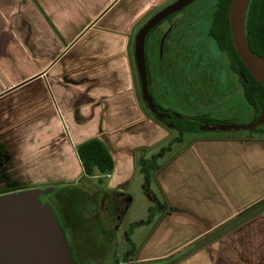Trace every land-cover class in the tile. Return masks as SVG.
Instances as JSON below:
<instances>
[{
    "label": "crops",
    "instance_id": "1",
    "mask_svg": "<svg viewBox=\"0 0 264 264\" xmlns=\"http://www.w3.org/2000/svg\"><path fill=\"white\" fill-rule=\"evenodd\" d=\"M172 1L0 0V192L80 179L76 146L93 137L113 159L107 188L128 191L142 176L135 151L171 133L140 103L130 43L137 24ZM148 74L154 98L163 100L164 85L154 79L152 86ZM219 98L194 97L191 113L175 111L221 118ZM247 117L252 122V110ZM180 142L145 154L156 153L161 165L148 185L159 195L147 194L158 211L145 222L148 208L141 221L149 222L143 240L133 232V264L182 251L264 198V135L184 134ZM230 233L235 259L218 255L215 240L177 264H264V212Z\"/></svg>",
    "mask_w": 264,
    "mask_h": 264
},
{
    "label": "rangeland",
    "instance_id": "2",
    "mask_svg": "<svg viewBox=\"0 0 264 264\" xmlns=\"http://www.w3.org/2000/svg\"><path fill=\"white\" fill-rule=\"evenodd\" d=\"M193 6L194 3L187 5L182 10L176 12V14H174L169 20L159 24L155 30H153L148 40L146 58L149 62L150 74L153 79L151 85L155 86L156 81L157 87H159V85H164L165 87V90H162L163 100L159 101L158 99H155L157 102L159 101L158 103L161 104L160 106L164 108L168 106V108L174 112H176V109L180 112H184L185 114H189L188 112L191 113L189 105L194 97H221V100L220 98L217 100L221 101L219 108H221L223 112L220 114L221 118H217V120L222 122L219 124H250V119L247 116L248 113L251 112V108L243 99L242 90L237 83V75L231 73L228 68L227 58L217 48L214 41L204 35V33L197 36L190 34V20H186V18H184L185 20L181 19V17L189 12ZM156 25L157 23L153 27ZM141 28L142 27H139L135 33L133 39L134 46ZM157 47H161L160 49H162V53L159 54V56H156ZM134 65L139 82L140 97L145 105H148L149 99L142 89L145 84V79L141 60H135ZM167 101L171 103L168 105ZM177 101L179 105H183V108L187 107V109L183 110L180 107L177 109ZM230 132L231 131L226 133ZM235 132L237 134H245L247 133V130ZM173 135H175V133ZM178 143L181 142L179 141L174 144L175 148L179 147ZM169 153L165 155L168 156L170 155ZM142 179V176H137L130 183L128 193L131 197V202L128 205L127 211L120 220V225L116 235V249L118 254L123 252H125V255L134 253V249H136V241H134L132 237L134 231L137 230L136 236L134 237L135 240L138 236V239H144L146 234V227L144 225H147L150 221L147 224L140 223L146 218L148 208L151 206L148 198L155 197L153 191L159 195L158 190L154 185L152 187L147 186L148 191L143 190L144 181ZM83 180L85 182L90 181L89 183H91V179L89 178H83ZM103 181L104 185H108V180L106 178H104ZM55 185L58 186L60 184H29L25 185V187L33 186L44 188ZM58 193L59 191H56L49 196V199H52L58 195ZM160 203L158 204L159 207L161 205ZM153 207L155 206L153 205ZM147 221L148 216L145 222ZM114 223V221H111L109 226L112 228ZM230 234L231 233L228 232L226 235L218 239L216 241L217 244H214V246L215 249H217L216 252L218 255L221 253L228 254L229 252L228 255L235 259V252L233 253L235 246L233 241L234 237ZM187 248L188 247L183 250Z\"/></svg>",
    "mask_w": 264,
    "mask_h": 264
},
{
    "label": "trees",
    "instance_id": "3",
    "mask_svg": "<svg viewBox=\"0 0 264 264\" xmlns=\"http://www.w3.org/2000/svg\"><path fill=\"white\" fill-rule=\"evenodd\" d=\"M217 4L214 10V17L212 19L211 26L208 30V36L215 42L219 50L225 53L228 68L231 73L237 75L241 89L242 96L244 101L248 104L251 110L254 113L252 122L255 121L261 114L264 109V84L258 81L245 64L239 59L231 41L228 25V12L231 0H216ZM163 7H159L149 13L147 16L142 19L137 26L136 30L139 27H142L156 12L161 10ZM176 12L165 17L163 20H160L157 25L151 28L145 35L144 44H143V55H144V64H145V74H146V85L147 92L151 98V102L154 106V109L151 110L148 105L142 101L140 97V88L138 78L135 71V52H134V43L133 40L130 43V57L132 60L135 81L138 90V95L140 103L146 112V115L151 117L154 121L161 124L163 127L168 129L171 133L170 137L160 142L150 148L138 149L135 151V160H136V171L142 174L144 178V190L147 189L153 174L161 168L159 163L158 155L152 154L150 156H145V154L151 152L152 150L158 148L159 153L166 152L170 148L181 141L184 134H191L196 137H211V136H220L225 134H237L235 131L230 133L226 132H211L204 130L205 125H216L220 122L219 120L210 117L206 114H196L193 116H185L177 114L171 109L164 108L154 98L151 89L149 87V62L146 58L147 56V47L148 40L155 28L162 22L169 20ZM244 32L245 38L250 49L256 54L264 57V0H249L247 10L245 13V23H244ZM175 133V135H173ZM244 135L250 137H255L259 135H264L263 124L247 130V133ZM76 155L80 163L82 179H90L95 177L97 174L100 178L104 179V176L107 173H111L113 170V159L112 156L106 147V145L98 137L90 138L76 146ZM30 187V186H28ZM148 191V190H146ZM155 207H150L148 214V221L155 215L157 210ZM70 208L71 206H65ZM264 212V198L242 212L238 213L228 222L218 226L211 232L203 235L195 242H193L187 249L183 251H178L175 254H172L166 258L148 262L146 264H177L181 262L184 258L189 256L194 251L200 249L201 247L209 244L212 241L218 240L232 229L239 226L245 220L257 216L258 214Z\"/></svg>",
    "mask_w": 264,
    "mask_h": 264
},
{
    "label": "water",
    "instance_id": "4",
    "mask_svg": "<svg viewBox=\"0 0 264 264\" xmlns=\"http://www.w3.org/2000/svg\"><path fill=\"white\" fill-rule=\"evenodd\" d=\"M193 0H174L156 12L139 31L135 46V60L142 62L144 73L143 91L149 99L148 106H154L147 92L143 44L146 33L160 20L189 4ZM241 0H231L228 12V25L232 45L245 64L264 66V57L253 52L240 38L237 23V10ZM248 68V67H247ZM264 124V109L260 116L250 124L205 125L204 130L229 132L251 130ZM102 182L101 178L97 179ZM54 191L53 186L30 187L0 195V264H75L68 252L64 237L50 205L42 200ZM131 202L127 200L125 212ZM124 212V213H125Z\"/></svg>",
    "mask_w": 264,
    "mask_h": 264
},
{
    "label": "flooded vegetation",
    "instance_id": "5",
    "mask_svg": "<svg viewBox=\"0 0 264 264\" xmlns=\"http://www.w3.org/2000/svg\"><path fill=\"white\" fill-rule=\"evenodd\" d=\"M192 3V9L181 19L190 20V34L197 36L204 33L208 36L217 1L193 0L189 4ZM222 54L226 57L224 52ZM98 178L100 177L90 178L91 183L80 178L55 185L54 191L42 200L52 208L75 264H133L130 260L131 253L118 254L116 249L118 227L130 195L128 191L107 188L102 178L99 184ZM30 187L10 188L0 192V195ZM56 191H59L58 195L49 199ZM66 205L71 207L67 209ZM111 221L115 222L112 228L109 226Z\"/></svg>",
    "mask_w": 264,
    "mask_h": 264
},
{
    "label": "bare ground",
    "instance_id": "6",
    "mask_svg": "<svg viewBox=\"0 0 264 264\" xmlns=\"http://www.w3.org/2000/svg\"><path fill=\"white\" fill-rule=\"evenodd\" d=\"M248 3L249 0H241V2L238 5L237 16H236L238 23V32L242 40H244V18ZM247 67L249 71L252 73V75L258 81L264 84V66L248 65Z\"/></svg>",
    "mask_w": 264,
    "mask_h": 264
},
{
    "label": "built area",
    "instance_id": "7",
    "mask_svg": "<svg viewBox=\"0 0 264 264\" xmlns=\"http://www.w3.org/2000/svg\"><path fill=\"white\" fill-rule=\"evenodd\" d=\"M110 176H111L110 173H107V174L104 176V178L109 179Z\"/></svg>",
    "mask_w": 264,
    "mask_h": 264
}]
</instances>
